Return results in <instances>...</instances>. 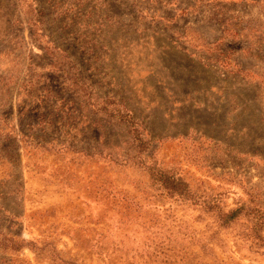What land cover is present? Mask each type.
<instances>
[{
	"label": "rangeland",
	"instance_id": "obj_1",
	"mask_svg": "<svg viewBox=\"0 0 264 264\" xmlns=\"http://www.w3.org/2000/svg\"><path fill=\"white\" fill-rule=\"evenodd\" d=\"M239 1L209 43L207 2L0 0V264H264V0Z\"/></svg>",
	"mask_w": 264,
	"mask_h": 264
},
{
	"label": "crops",
	"instance_id": "obj_2",
	"mask_svg": "<svg viewBox=\"0 0 264 264\" xmlns=\"http://www.w3.org/2000/svg\"><path fill=\"white\" fill-rule=\"evenodd\" d=\"M163 5L165 6H169L172 7L173 12L177 15V16H184L185 14L188 13V11L191 12H195V8L198 7V5L201 2H207L209 3V25L213 24L214 26H220L219 27V32H218V36L217 35H213L214 37H212L211 35V30L209 29V43L220 39L223 36V30H222V25L221 23H219L218 21H216L215 19H213L212 17H210L212 10L214 9L213 6L215 5L216 7H218V12L222 13V7L220 5H222V3H239V0H191L188 4H184L186 5V7L183 6H177V1H183L184 3L186 2L185 0H159ZM184 10V11H183ZM212 39H214L212 41ZM211 40V41H210Z\"/></svg>",
	"mask_w": 264,
	"mask_h": 264
},
{
	"label": "trees",
	"instance_id": "obj_3",
	"mask_svg": "<svg viewBox=\"0 0 264 264\" xmlns=\"http://www.w3.org/2000/svg\"><path fill=\"white\" fill-rule=\"evenodd\" d=\"M152 176L156 181L160 182L164 189H167L170 194L180 195L184 190L185 185H183L178 178L169 175L167 176L164 171L155 170L152 172ZM235 213L236 210L230 211L229 218L232 219L235 216Z\"/></svg>",
	"mask_w": 264,
	"mask_h": 264
}]
</instances>
